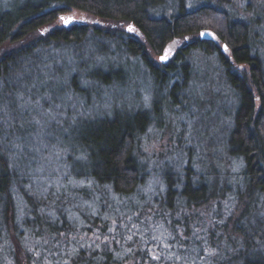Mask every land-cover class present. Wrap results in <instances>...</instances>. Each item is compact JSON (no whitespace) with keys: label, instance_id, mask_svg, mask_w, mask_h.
Segmentation results:
<instances>
[{"label":"trees","instance_id":"16d2710c","mask_svg":"<svg viewBox=\"0 0 264 264\" xmlns=\"http://www.w3.org/2000/svg\"><path fill=\"white\" fill-rule=\"evenodd\" d=\"M237 3L26 0L0 11V242H5L6 232L17 260L24 259V264L33 260L35 264H264V67L255 51L254 33V24L264 25V20L255 18L253 7H244L247 13H241L243 9L234 8ZM72 10L91 14L102 23L47 27ZM130 25L135 32L128 31ZM180 38L183 43L173 58L161 61L166 46ZM88 43L102 57L114 48L142 60L155 83L152 109L130 110L125 117L116 110L102 117H81L85 128L76 146L86 154L82 174L89 184L56 190L44 183L30 192L18 170L20 163L28 162L15 155L16 144L20 142L26 154L29 131L38 125L30 111L35 100L46 95L49 99L44 102L57 98L50 83H35L52 75L65 77L63 66L54 63L55 53L73 50L80 72L86 71L90 81L111 85L127 77L121 65L85 64ZM196 49L217 56L222 77L236 95L225 150L227 161L240 165V179L234 180L229 172L220 177L212 164L206 166L208 176H198L189 165L183 181L164 169L163 187L158 182L146 189L147 168L139 160L142 136L153 117L160 115L164 88L169 90L170 104H177L193 73L188 58ZM176 75L183 80L171 85ZM67 81L60 86L61 93L68 84L74 95L90 98L91 89L81 85L79 72ZM17 188L29 212L23 226L17 222ZM126 217L136 223L124 226ZM155 225L172 231L171 247L159 260L150 254L156 243L150 240Z\"/></svg>","mask_w":264,"mask_h":264},{"label":"rangeland","instance_id":"374dc122","mask_svg":"<svg viewBox=\"0 0 264 264\" xmlns=\"http://www.w3.org/2000/svg\"><path fill=\"white\" fill-rule=\"evenodd\" d=\"M24 1L26 0H0V11L14 8ZM249 2L250 4H248ZM244 7L250 9L253 7L257 14L255 18L263 23L261 19L264 20V0H238L234 6L240 11L243 9L241 13L245 12ZM69 16L75 17L76 20L71 24L98 25L102 23L99 18L80 10L66 12L60 17ZM60 17L47 27L61 25ZM254 25L257 40L255 51L258 52L264 67V25L257 22ZM182 43L183 40L180 38L171 41L166 46L162 56L166 52L169 55L164 62L173 58ZM88 47L91 50L88 51V60L85 61V64L104 68L121 65L125 68L127 77L124 82L116 81L111 85L90 81L85 78L86 71L80 72L81 69L77 63L78 57L73 50L61 49L55 53L54 63L63 66L65 77L62 78L63 75L57 74L46 77V79H39L40 81L35 83L39 86L50 83L49 85H52V88L58 92L57 98L44 102L49 99V96L46 95L43 99L35 100V109L40 108V111L36 112L34 108H31L30 111L34 124L38 125H36L35 131L32 127L29 131L27 140L30 144L27 152L24 154L25 147L19 142L16 144V146L19 145L17 154L13 153L16 156L19 155L21 161L28 162L24 165L20 163L18 170L23 174L24 186L30 192L44 183H48V189L55 188L56 190L62 186L74 189L89 184L82 174L84 159L81 157H86V154L76 146L80 136L83 135L80 132L85 128L83 120H80L81 117H102L105 114H112L115 110L125 117L130 110L141 107L152 109L155 83L139 57L114 48L112 54L102 57L91 43H88ZM225 53L229 55L230 50L227 49ZM188 60L194 70L187 78L184 92L180 91L178 94L177 104H170L169 90L164 88L161 91L160 115L153 117L146 133L142 136L139 160L147 168L146 189L158 185V182L161 185L166 181L164 169L172 170L175 177L183 181L189 165L194 168L191 171L194 174H199L198 176L202 174L208 176L206 166L212 164L216 167L220 177L229 172L234 180L240 179V165L234 161L229 163L225 150L229 133L228 126H232L236 107V95L225 83L222 77L221 63L215 54H207L196 49L192 51ZM245 67L247 68V66ZM48 68H50L49 65L46 69L48 70ZM77 72L81 75L83 82L81 85L91 89L89 99L86 96L74 95L72 90L67 89L68 84H66L67 90L65 89L63 93L60 92L61 84L68 82L67 79ZM182 78L181 75H176L170 84L182 81ZM49 110L51 115L47 114ZM39 117L40 124L37 123ZM34 124L31 125L34 126ZM42 129L43 131H41ZM16 160L18 163L20 162L18 158ZM15 200L17 222L23 226L29 212L18 188L15 191ZM125 221L127 222L124 225L126 227H129L131 223H136L133 218L126 217ZM162 225L164 226V224ZM162 225H155L157 230H153L154 227L151 226L153 232H151L152 239L150 240L156 242L150 246L151 256L155 253L160 257L163 252L169 250L165 245L170 242L172 231ZM145 229L150 231V228L142 227V231ZM4 231L5 229L2 232ZM3 235L2 238L5 242H0V264H24V259L17 260L15 257V246L11 237H6V232ZM24 237L27 239V234ZM173 240L174 237L171 238V242ZM46 242L49 241L46 240ZM31 247L30 244V249H32Z\"/></svg>","mask_w":264,"mask_h":264},{"label":"snow or ice","instance_id":"6c2138e0","mask_svg":"<svg viewBox=\"0 0 264 264\" xmlns=\"http://www.w3.org/2000/svg\"><path fill=\"white\" fill-rule=\"evenodd\" d=\"M188 7H192V4L190 3L189 5H188ZM60 20H61V22L64 24V25H68V24H71V23H73V22H76V20H75V17H73V16H69V17H60ZM93 23H96V21H93ZM128 31L129 32H135L136 31V29L134 28V27H132L131 25L128 27ZM215 35V33H205V32H201L200 33V35ZM187 39V38H186ZM224 49H225V51H227V45H224ZM168 52H166L165 53V55H163V56H161L160 57V59L162 60V61H166L167 59H168ZM147 99V98H146ZM38 103V102H37ZM48 115H51V111L49 110V112L47 113ZM37 123H39V121H37ZM17 148H19V145H17L16 146ZM81 159H86V157H84V156H82L81 157ZM163 186L161 185V188H162ZM105 239H107V238H105ZM129 239H131V237H129ZM153 239H156V237H153ZM97 247H99V245H97ZM165 247L166 248H168V247H171V245L170 244H166L165 245ZM29 251H31V250H29ZM129 252H131V249H129L128 250ZM36 255H39V253H36ZM152 259H154V260H159L160 259V257L159 256H157V255H155V253H153V255H152ZM176 259H182V257H176ZM32 264H35V261L33 260L32 261ZM66 264H67V262H66ZM193 264H195V262H193Z\"/></svg>","mask_w":264,"mask_h":264},{"label":"water","instance_id":"95a60500","mask_svg":"<svg viewBox=\"0 0 264 264\" xmlns=\"http://www.w3.org/2000/svg\"><path fill=\"white\" fill-rule=\"evenodd\" d=\"M203 36V35H202Z\"/></svg>","mask_w":264,"mask_h":264}]
</instances>
